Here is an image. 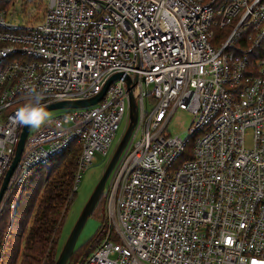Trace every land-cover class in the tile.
<instances>
[{"label": "built area", "instance_id": "1", "mask_svg": "<svg viewBox=\"0 0 264 264\" xmlns=\"http://www.w3.org/2000/svg\"><path fill=\"white\" fill-rule=\"evenodd\" d=\"M33 1L0 0V186L30 89L44 106L87 100L121 74L96 105L30 128L7 189L74 142V190L97 155L108 163L128 78L137 122L109 176L108 227L77 264H264V0H38L41 20L18 25L15 6ZM178 109L186 139L166 133Z\"/></svg>", "mask_w": 264, "mask_h": 264}, {"label": "trees", "instance_id": "2", "mask_svg": "<svg viewBox=\"0 0 264 264\" xmlns=\"http://www.w3.org/2000/svg\"><path fill=\"white\" fill-rule=\"evenodd\" d=\"M9 4L6 2V6ZM78 155L79 146L74 142L61 155L29 171L22 183L15 184L12 180L4 196L9 194V198L0 203L3 240L0 264H55L58 232L76 194L74 173ZM190 159L192 140L187 142L178 162ZM102 197L107 203V196L102 194ZM98 203L91 216L101 220V227L97 235L82 247L85 253L78 255L79 261L91 253L96 247L93 244L99 243L106 230L103 219L96 214ZM74 254L77 253L73 251Z\"/></svg>", "mask_w": 264, "mask_h": 264}, {"label": "rangeland", "instance_id": "3", "mask_svg": "<svg viewBox=\"0 0 264 264\" xmlns=\"http://www.w3.org/2000/svg\"><path fill=\"white\" fill-rule=\"evenodd\" d=\"M44 5L45 4L43 2L35 0L32 3H30V6L24 5V8L27 9L26 11L21 10V7H19V5H16L14 11L12 12V16L14 17V20L17 22L18 25L25 26L29 24L27 21H29L30 24H36L41 20V17L44 12ZM55 111H59V110H51L48 112L49 114H53L55 113ZM191 120H192V116L189 112L180 109L176 110L173 113L166 127V133L172 137L178 135L182 139H186L188 137L187 129L191 123ZM125 129H126V119L124 117V119L122 120L119 126V130L113 140L111 153L116 149L123 133L125 132ZM250 146L251 144L248 135L246 139V147H250ZM106 164H107V159L103 158L100 155H97L93 164L87 169H85V171L81 174L80 181L77 184L74 200L58 232V236H57L58 255L62 247L66 243L68 237L70 236L75 224L77 223L83 211L84 206L86 205L89 197L91 196L93 190L95 189L100 177L102 176ZM109 180L110 178H108L103 192V195L107 197L109 194ZM97 207L98 210L96 214L103 219L107 229L108 210H107L106 200L104 201L103 197L101 198V201L98 203ZM100 227H101V220L97 218L95 215H92L87 219L84 227L82 228L78 236L74 248V252H76L77 254L72 255V258H69L66 264H76L75 262L80 258V257L78 258V255H83L85 253L84 251L85 249L82 247L97 235V232L99 231ZM95 244H93V246H96ZM77 262H79V260Z\"/></svg>", "mask_w": 264, "mask_h": 264}, {"label": "water", "instance_id": "4", "mask_svg": "<svg viewBox=\"0 0 264 264\" xmlns=\"http://www.w3.org/2000/svg\"><path fill=\"white\" fill-rule=\"evenodd\" d=\"M121 78V74H115L113 76H111L106 83L104 84L102 90L100 91L99 94H97L96 96L87 99V100H79V101H64V102H58V103H54L51 105H47L45 106L46 111H51V110H69V109H81V108H88L91 106L96 105L97 103H99L105 96L109 86L116 80H119ZM125 82L127 85V89L129 91L128 93V97H129V120H128V126L125 129V132L123 133L116 149L114 150L109 162L107 163L102 176L100 177L95 189L93 190L91 196L89 197L86 205L83 208V211L77 221V223L75 224L70 236L68 237L66 243L64 244V246L62 247L56 261L55 264H66L69 260V258L71 257L78 236L82 230V228L84 227L87 219L91 216L96 204L98 203V201L100 200L103 192H104V188H105V184L115 166V164L117 163L119 157L121 156L129 138L130 135L136 125L137 122V106H136V102L134 100V97L132 95V85L131 82L128 78H125ZM30 128L29 127H24L22 128V132L20 134L19 137V141L16 147V151H15V155L14 158L9 166L8 171L5 174V177L1 183L0 186V203L2 202L3 196L7 190L8 184L10 182V179L19 163L21 154L23 152L24 149V144L26 141V137L28 135Z\"/></svg>", "mask_w": 264, "mask_h": 264}, {"label": "clouds", "instance_id": "5", "mask_svg": "<svg viewBox=\"0 0 264 264\" xmlns=\"http://www.w3.org/2000/svg\"><path fill=\"white\" fill-rule=\"evenodd\" d=\"M29 97L22 106L16 109L13 121L20 126L40 129L49 121L50 114L41 103L43 96L40 93L30 89Z\"/></svg>", "mask_w": 264, "mask_h": 264}]
</instances>
